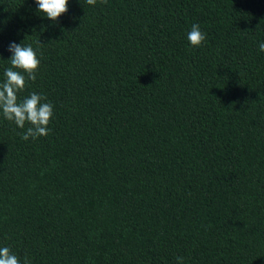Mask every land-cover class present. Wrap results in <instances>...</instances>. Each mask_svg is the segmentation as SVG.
I'll return each instance as SVG.
<instances>
[{"label":"trees","instance_id":"trees-1","mask_svg":"<svg viewBox=\"0 0 264 264\" xmlns=\"http://www.w3.org/2000/svg\"><path fill=\"white\" fill-rule=\"evenodd\" d=\"M41 15L0 0V83L26 39L40 68L19 98L54 107L28 141L0 114V247L31 264H264V0Z\"/></svg>","mask_w":264,"mask_h":264},{"label":"clouds","instance_id":"clouds-1","mask_svg":"<svg viewBox=\"0 0 264 264\" xmlns=\"http://www.w3.org/2000/svg\"><path fill=\"white\" fill-rule=\"evenodd\" d=\"M85 2L89 6H95L98 0H85ZM99 2L107 4L108 0H99ZM35 3L39 13L43 14L42 17L56 23L68 12L70 0H35ZM25 40L20 44L12 42L9 45L8 50L12 56L7 60L10 67L5 68L4 81L0 83V114L18 128L26 129L21 133V138L28 141L30 138L35 140L49 135L54 107L47 102L46 96L36 92L30 93L23 99L19 98L18 94L25 90L27 82L29 80L35 82L36 73L40 68V59L36 51L30 44H26ZM187 40L193 48L202 47L206 33L201 31L199 24H193L187 33ZM259 51L264 52V42L259 44ZM0 264H31V262L27 256L21 260L5 246L0 247ZM176 264H184V258L176 257Z\"/></svg>","mask_w":264,"mask_h":264}]
</instances>
